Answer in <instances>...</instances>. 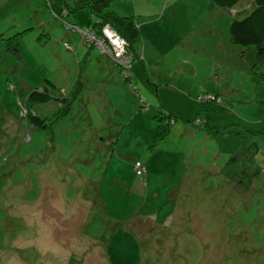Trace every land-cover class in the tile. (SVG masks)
Returning a JSON list of instances; mask_svg holds the SVG:
<instances>
[{
    "label": "rangeland",
    "instance_id": "1",
    "mask_svg": "<svg viewBox=\"0 0 264 264\" xmlns=\"http://www.w3.org/2000/svg\"><path fill=\"white\" fill-rule=\"evenodd\" d=\"M249 5L112 0L141 35L129 86L65 27L86 31V9L0 0V264H264L262 82L254 46L229 34ZM48 80L53 99L31 106L54 120L39 128L22 115Z\"/></svg>",
    "mask_w": 264,
    "mask_h": 264
},
{
    "label": "trees",
    "instance_id": "2",
    "mask_svg": "<svg viewBox=\"0 0 264 264\" xmlns=\"http://www.w3.org/2000/svg\"><path fill=\"white\" fill-rule=\"evenodd\" d=\"M70 1L73 4H70ZM112 0H64V5L68 8H64L66 13H70L72 15L79 9H86L88 13V21H87V29H89L94 36L102 37V28L105 25L111 27L125 42V55L128 57L127 64L124 67V70L117 66L114 67L121 70L123 80L127 85L132 86L130 82V74L129 69L132 63L141 59L138 51L137 44L141 40V35L139 33L136 21L134 16H122L117 14L112 8H110ZM212 4L219 8L224 9H236L238 4L242 0H210ZM250 2L249 7L242 8L241 10H236L232 14V19L229 27V34L231 41L235 44L241 46L253 45L255 49V57L256 62L254 64V70L261 78L262 86L261 91L257 92V100L259 101L260 113L264 112V0H248ZM65 13V15H66ZM65 27L70 29L72 32L79 30H73V27L78 28L77 26L64 23ZM82 31V30H81ZM80 44L87 45V47L92 48L95 46L94 43L86 41L81 37L80 34ZM69 46V45H66ZM74 49V48H73ZM262 69V72H261ZM78 82V83H76ZM77 84V85H76ZM80 84V85H79ZM46 86L42 89H33L27 95L25 99V110L26 114L22 115L26 118V120L39 128L46 127V122H51L54 119L52 115L40 117L37 114L32 112L31 104H44L53 99L52 95L49 92V88H55V85L48 80L45 83ZM81 88V83L79 81V76L77 77L73 92H79ZM74 93V94H75ZM74 94L70 96H63L55 98L58 102L60 111L56 115H53L56 118L64 116L70 108L71 100L74 98ZM207 97V98H205ZM203 98L212 101H219V96L211 97L209 95L204 96ZM162 112V111H161ZM155 115L156 122H158L157 130L160 135L166 134L169 129L170 121L174 120V116L170 112L164 113L163 116ZM231 160L237 159V155L232 156ZM146 173V172H145ZM144 173V174H145ZM143 174V175H144ZM151 220V219H150ZM148 220V222L150 221ZM157 224V223H153ZM160 225V224H157ZM136 233V230H135ZM136 237H138V233H136ZM143 250V247L141 248ZM144 255V253H142ZM142 255V256H143Z\"/></svg>",
    "mask_w": 264,
    "mask_h": 264
},
{
    "label": "built area",
    "instance_id": "3",
    "mask_svg": "<svg viewBox=\"0 0 264 264\" xmlns=\"http://www.w3.org/2000/svg\"><path fill=\"white\" fill-rule=\"evenodd\" d=\"M72 29L79 30L76 27ZM79 31L83 39L94 43L102 53L108 55L115 66L124 70V67L128 65V57L125 55L126 42L111 27L105 25L102 28V37L99 38L94 36L89 29L86 31ZM70 48L73 49V47ZM133 166L137 175H143L146 172L145 166L138 161H136Z\"/></svg>",
    "mask_w": 264,
    "mask_h": 264
},
{
    "label": "crops",
    "instance_id": "4",
    "mask_svg": "<svg viewBox=\"0 0 264 264\" xmlns=\"http://www.w3.org/2000/svg\"><path fill=\"white\" fill-rule=\"evenodd\" d=\"M99 52H101V51L99 50ZM102 54H103V53H102ZM106 58H107V60L109 61V59H108L107 56H106ZM110 62H111V61H110ZM89 211H90V210H89ZM149 218L152 219V220H154V221L151 220V221H149V222H151V223H157V222H156L157 219H154L153 217H149ZM150 219H147V221L150 220ZM157 221H158V220H157ZM168 222H169V218L166 219V223H168ZM157 224H158V223H157ZM160 225H164V224H162V222H161ZM128 228H129V227H128ZM130 231L133 232V233H135V230H134L131 226H130Z\"/></svg>",
    "mask_w": 264,
    "mask_h": 264
},
{
    "label": "clouds",
    "instance_id": "5",
    "mask_svg": "<svg viewBox=\"0 0 264 264\" xmlns=\"http://www.w3.org/2000/svg\"><path fill=\"white\" fill-rule=\"evenodd\" d=\"M104 54V53H103ZM109 58V57H108ZM110 59V58H109ZM111 61V60H110ZM113 64V63H112Z\"/></svg>",
    "mask_w": 264,
    "mask_h": 264
}]
</instances>
